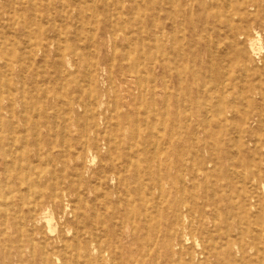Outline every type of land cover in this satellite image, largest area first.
Here are the masks:
<instances>
[{"label": "rangeland", "instance_id": "rangeland-1", "mask_svg": "<svg viewBox=\"0 0 264 264\" xmlns=\"http://www.w3.org/2000/svg\"><path fill=\"white\" fill-rule=\"evenodd\" d=\"M47 1L0 0V152L6 140H15L13 137L15 133L17 141L20 138L38 141L39 135L43 144H57L52 152L56 159L50 168L57 169L55 176H59L60 182L64 181L65 185H69L72 192L69 197L64 198V203L68 204L65 218L60 215V209L51 210L47 214L53 217L51 221L55 230L53 233L44 228L49 218L40 221L36 227L34 224L32 226L30 223H23L22 215L26 216L29 207L21 201V194L27 195L29 190L24 183L18 182V173L8 169V162L0 155V264H77V261L69 259L77 248L76 244L78 241H85L87 244L91 242L88 234L77 236L73 228L79 225L81 229L85 227L89 234L97 231L98 225L100 228L103 226L100 233L106 231L99 242L111 243L109 244L111 247L119 246L115 248L120 257L118 264H126L129 257H133L131 264L135 261L137 264H264V241L255 237L257 232L254 231L260 228L261 218H264V187L254 191L255 181L247 180L249 173L242 167L246 164L243 161L258 146L256 144L264 143V130L260 128L259 123L250 119L246 124L240 125L244 130L240 137L242 129L237 133L235 123L231 125L233 127L231 133L214 130L217 136L211 139L213 129L209 127L201 129L196 124L198 118L196 107L203 94L202 85L205 82L209 84L210 78L205 80L199 77L200 79L195 80L194 77L189 78L183 73L185 90H179L175 84V71H179L177 66L178 69L172 67L171 70L174 79L168 82L171 89L169 91L174 94L180 93L183 99H188L187 103H193L190 109L183 108L185 117L192 119L193 123L184 125L175 122V108L170 106L169 116L164 123L161 122L162 128L155 130L156 137L153 138L148 134L151 126L145 122V105L153 101L154 83L160 87L163 84L164 66L168 67L170 60L160 44L152 45V48V43L148 40L138 44L135 40L136 33L129 29L131 26L129 22L143 19L148 15L149 10H146V6L149 1L123 0L121 5L119 0ZM155 1L161 5L163 0ZM184 2L188 21L191 14L200 17L197 31L195 32L193 27L187 28L186 37L190 38L194 32L197 33L196 38L199 40L202 32L203 41L211 44L206 46L202 41V44L194 45L198 57L212 63L211 76L224 70L229 72L235 70L240 75L242 68L251 71L263 66L264 0H214L217 5L209 8L211 9L209 13L214 15L217 12L223 14V8L227 7L232 17L235 16L233 19L237 33L248 31L246 33L249 35L248 40L245 38L247 42L240 46L235 45L224 30L213 31L211 23L207 27L203 26L205 11H198L189 0ZM105 4L113 6L106 10ZM84 7L85 16L83 20L78 19ZM259 11H262V17L253 18ZM113 12L118 15L113 16ZM164 14L160 12L159 16L164 18ZM246 16L253 19L250 25L239 22V19ZM178 19L182 20L181 17ZM106 24L122 25L123 30L111 35L105 31ZM257 32L260 45L263 47L261 54L252 52L248 42L250 38L257 36ZM70 46L77 55L76 59L72 55H65L62 58L57 55L60 48ZM166 46L169 49L178 48L170 39L166 40ZM136 50L142 56L147 55L145 59L154 57L148 66L140 61L139 65L143 72L139 76L131 73ZM243 50L246 58L240 61L237 57ZM226 65L232 67L227 68ZM184 67L189 73L199 70L198 63L194 64L190 59L182 65V68ZM168 74L171 75L169 71ZM241 84H246V81ZM160 87L157 88L154 98L159 104L166 96L164 89ZM236 90L241 93L238 88ZM26 93L33 97L43 96L50 105L57 103L58 111L55 112L46 106L47 104L41 103L37 105L42 110L40 114L27 113L23 104ZM89 101L90 104H87ZM254 106H251L253 112ZM244 113L246 111L243 115ZM244 117L247 118L248 113ZM30 119L33 123L29 121ZM153 128L152 126V130ZM172 129L180 130V134L173 138L168 137ZM95 139H99L98 149L93 146ZM110 139H113L111 149ZM146 140L149 142L148 145L145 144ZM82 141L87 143L85 145L89 146V150L85 151L86 168L79 178L76 175L79 162L77 153L81 151ZM181 141L186 149L182 148L177 154L173 144ZM212 145L215 150H211ZM224 148L229 151V157L241 163L242 166L237 170L241 173V180L239 177L235 179L228 177V156L221 153ZM257 153L264 157V148H259ZM130 157L140 160L144 171L155 173L159 172L162 163L172 167L179 162L183 164L182 173H177L175 169L168 170L170 174L167 175L168 181L164 188L165 190L167 188L169 195L171 192L170 197L175 203L181 199L187 206L196 204L201 209L202 214L195 212L194 216L195 218L201 216L199 224L203 225L207 232L199 234L192 242L185 244V248L191 250L194 257L177 255L172 250L162 247L164 224L162 227L156 226L155 223L147 225L148 223L144 221L132 219L131 223L142 231L143 239L137 240L129 236L126 230L124 235L117 236L116 231L122 228L120 217L126 212L119 201L125 193L126 185L123 182L128 184V181L124 176L126 173L122 171L117 174L115 167L124 170ZM256 163L262 162L258 160ZM19 164L24 166L26 162L20 161ZM200 164L206 165V169L197 172L196 180H190L186 170L196 168ZM216 165L220 171H214ZM254 169L260 170V164L258 167L254 166ZM24 176L28 178L27 174ZM64 176H67L66 179ZM147 178L149 176L144 177L146 181ZM183 186L185 188L187 186L186 193L180 195L177 191ZM169 212L173 214L172 210ZM66 219L74 223L79 222V225H70ZM132 224L129 225L133 228ZM199 224L195 226L198 228ZM37 227L44 230L40 231ZM247 229L252 232L240 236V232ZM151 230L155 233H151ZM63 233L72 244L70 251L59 250L62 244L58 237ZM150 241H154L156 249L147 248ZM230 248L231 254L227 253V249ZM44 250L47 253L43 252ZM217 254L221 255V259L217 258ZM96 256L95 250L93 261L99 263ZM101 263L108 264V261Z\"/></svg>", "mask_w": 264, "mask_h": 264}, {"label": "bare ground", "instance_id": "bare-ground-1", "mask_svg": "<svg viewBox=\"0 0 264 264\" xmlns=\"http://www.w3.org/2000/svg\"><path fill=\"white\" fill-rule=\"evenodd\" d=\"M104 1L106 2V0ZM122 1L123 0H119L120 5ZM147 1H149V4L146 6V10H149L148 15L144 17L143 19H138V20L129 22L131 23V26L129 27V29L136 33L135 40L138 44L144 40H148L149 43H152L151 48H152V45L160 44L161 47L164 48L165 55L170 60L168 62V67L164 66V77L165 78H163L164 81H163V84L161 85L162 89H164L165 94H166L165 99L160 104L154 99L157 93V88L160 87L154 83V86L152 88V95L154 96L153 101L145 105V115H146L145 122L146 124L151 126L148 134L152 136L153 138L156 137V134H155L156 131L159 130V128H162L161 122L164 123L166 118L169 116L168 114H170L168 110V107L170 106L175 108V114H174L175 122H178L180 124L183 123L184 125L193 123L192 119L186 118L183 112V108L190 109L193 103H187L188 99L187 98L183 99L180 93L174 94V92L169 91L171 89H170V86L168 85V82H171L174 79L171 74L172 67H174V69L175 68L178 69L179 67V71L175 69L176 70L175 71V78H176L175 84L177 87H179V90L181 89L185 90L183 87V81H184L183 73L189 78L194 77L195 80L196 78L198 79L199 77L205 80L210 78L209 84L205 82L202 85L203 94L200 98V101L197 103V107H196L197 114H198V118H196V124L201 129H205L207 127L212 128L214 133L210 134L211 139L214 138V136H217L214 130L222 131L221 133L224 132L226 134L231 133L233 131V127L231 125L235 123L237 124L236 132L239 133L240 129H242L240 125L246 124L250 119H254L257 123H259L260 128H263L264 130V64L263 66H259L256 69H253V70L251 69V71L247 70L246 68H242V73L240 75H238L237 71L235 70L230 71V72L229 70L228 71L224 70V72L218 71V73L216 72V75L213 74L211 76L210 74H212V69H213L212 63H210V61H205L203 59H200L198 55L196 54V48L194 46V45L202 44L203 42L206 46H210L211 44L207 43L206 41H203V38H201L202 32H200L199 40L196 38L197 33H194V32L191 33L192 35L190 38L186 37L187 28L193 27L194 31L195 32L197 31L196 29H198L200 25V22H199L200 17L198 16L196 17L194 16V14H191L189 17V21L187 20L186 17L188 16V14L185 8L186 1L184 2V0H163L161 5L155 0H147ZM189 1L194 3V6L197 8L198 11L200 10H203V12L205 11L206 16H205V21L203 23V26L207 27L211 23L212 24L211 29L213 31L215 29L219 31L224 30L225 33H228L230 35L229 37L232 39L233 43L237 46H240L241 44L244 45L245 42H247L245 41V38L246 40H248L249 35L246 34L248 31L247 30L245 32L239 31V33H237L236 25L234 24L235 19H233L235 16L232 17V14L231 12L229 13V10L227 7L223 6L224 7L222 11L223 14L217 12V14L211 15V13H209L211 9L209 8H212L213 5H217L216 2H214V0H210L209 3L207 2V0H189ZM47 2H49V0ZM108 4H105L104 9L108 10V8L113 6V5H108ZM83 9L84 10H82L81 13L78 15V19L80 18L81 20H83L85 16V7ZM236 11L237 10H235V12ZM120 12L122 11H119V13ZM160 12L165 13L164 18H161L159 16ZM117 15L118 13L113 14V16H117ZM178 17H181L182 20H179ZM259 17L260 18L262 17V11H259L253 18H259ZM252 20L249 19L248 16H246L244 18L239 19V22L242 24L245 23L246 25H250ZM190 24H192L193 26ZM206 27H202V29H206ZM226 27H228L229 29H227ZM121 30H123L122 25L106 24L105 31L106 33H109L111 35H114L116 31H121ZM256 34L257 36L250 38L248 42H250V46H251L250 48L252 52H254L255 54H261L263 47L260 45L259 33L257 32ZM168 39L171 40V43L174 46H178V48L172 47L169 49L167 47L168 45L166 46V40ZM175 52H177V54H175ZM134 53H136V56H135L134 63L131 65V69H132L131 73H134L139 76V74L143 72V68L140 67L139 65L140 61L141 62L143 61L144 65L148 66L150 63H152L154 57L152 56L153 58L149 57V59H145L147 55L142 56L141 54L138 53L137 50ZM57 55L61 58L65 55H72L74 59L77 58V55H75V51L73 47L71 46L65 47L64 49L60 48L57 51ZM237 58L240 61H244V59L246 58V53L244 52V50L238 55ZM187 59H190L194 64L198 63L199 70L197 69L196 71H192L189 73L188 71H186L185 67L182 68V65H185V62ZM226 66L227 68L232 67L230 65H226ZM168 71L171 75L168 74ZM156 78L154 80H156ZM243 81H246V84L242 85L241 83ZM236 88L240 90L241 95L236 90ZM80 98L81 97H79V99ZM44 100L46 99L43 96L33 97L28 93L24 94L23 104H24L25 111L30 114H33L36 112L40 114L42 110L41 108H38L40 106H37V105L41 103L47 104V100L46 101ZM87 104H90V101ZM46 106H49V108H51L55 112L58 111L57 103H51V105L47 104ZM251 106H254L255 112L251 111L253 109V107ZM68 107H71V105H68ZM245 111L246 113H244V115L248 113L247 118L244 117L243 115V112ZM159 119H160V122H159ZM29 121H32V119H30ZM95 124L96 122L94 120L93 125ZM152 126L154 127L153 130H152ZM138 132L140 131H137V133ZM243 132L244 130L242 129L239 137L244 134ZM84 134H85V129H84ZM178 134H180V130L175 131L174 129H172V131L168 134V137L173 138V136L178 135ZM16 136L17 134L15 133L13 135V137H15L14 141L6 140L7 142L3 144L4 147L1 150L0 155H2L3 158L8 162L7 168L13 169L14 171L18 173V177H17L18 182L20 184L24 183L27 186V189L29 190L27 195L21 194V201L24 204L28 205L29 207V211L26 214V216L22 215L23 216L22 221L25 224L30 223L32 224V226L34 224V226L36 227L37 225H39L40 221H43L49 218L46 221L47 224L44 228H48V230L53 233L55 231L51 223L53 217L51 218L52 215L49 216L47 214L51 210L55 211L56 209H60L61 211L60 215H63L62 217L65 218L67 216L68 204L64 203V200H65L64 198L69 197L72 192V188L69 185H65L63 183L64 181L60 182V180L58 179L59 176H55V171L57 172V169L50 168L56 159V157L53 155L52 152H53L54 147L57 144L51 143L49 145H45L41 142L42 140L39 135H37L38 137H40V138L37 137L38 141H31L26 138H20V140L17 141ZM29 136H30V133H29ZM113 139L109 140L110 141L109 149H111ZM118 140L116 139V141ZM81 143H82L80 145L81 151L77 153L78 154L77 158L79 162L77 164L78 170H76V175L79 178L82 176V173L85 171V168H86L87 156H85V151L87 152V150H89V146L85 145L86 142L82 141ZM148 143H149L148 140H146L145 144L148 145ZM182 144H183V141H181L180 143L173 144V148H175L177 154L180 153L182 148L183 150L186 149L185 146ZM256 145L258 146L252 151V154L249 155L248 158L243 161L246 163L244 164V166L240 165L241 163L239 161H236L234 158L229 157L228 156L229 151L227 149L224 148L223 151L221 152L225 154L226 156H228L227 158L228 177L230 178L234 177V179L235 177H239L240 179L241 173L240 171H237V170H238V167L242 166L243 168L247 169V172L249 173L247 174V180L255 181L254 187H253L254 191H256L257 188L261 189L264 187V157L261 156L259 153H257V151H259V148H264V143L261 142L259 144L257 143ZM93 146L95 147V149L99 148L100 146L99 139H95V143ZM151 146L153 147V145ZM70 147H72V144L70 145ZM152 147H151V150H152ZM211 150H215L213 145L211 146ZM60 151H62L61 146H60ZM132 153H135V151ZM155 154L157 153L155 152ZM192 159L193 158H191V160ZM258 160H261L262 163H256L258 162ZM20 161L26 162V164L22 166V164L21 165L19 164ZM152 162L153 161H151V164ZM259 164H260V170H255L254 166L258 167ZM162 166L159 172H156V173L154 171H147V170L144 171L142 169L143 167H141L140 160H135L133 157H130L128 164L124 166L125 168L124 170H119L117 167H115L117 169L116 171L117 174L121 173L122 171L126 173V175L124 176L126 177L128 181V184L127 182H123V184L126 185L125 193L123 195V198L119 201V204L121 202V205L124 206L126 212L123 214V216L120 217L122 228L116 231V234L117 236L121 237L122 235H124L125 230H126L129 236H132L133 238L137 240L143 239V237H141L142 231L136 228L134 224H132L133 223L132 219L135 221L137 220L144 221L146 224L148 223L147 225H151V223H155L156 226L162 227L164 224L163 231L161 230L163 232V237H164V240L161 242L162 247L167 250H172L177 255L183 254V255H188L190 257H194V254L191 252V250L185 248V244L186 242H192L195 237H198L199 234H203L204 232H207V229H205L203 225L200 226L199 224L201 222V218H200L201 216L198 218H195L194 216L195 212L202 214L201 209L197 207L196 204L187 206L185 204L186 202H183V200L181 199L175 203L173 199H171L170 197L171 192L169 195L167 188L166 190L164 188V185H166L168 181L167 175L170 174L168 170L175 169L177 173H182L183 164L179 162V164H176L174 167H172V165H169L167 163H162ZM205 167L206 165L204 166L200 164L199 166H196V168L192 167V168L187 169L186 171H188L189 173L190 180H196V178H198L197 172L198 171L201 172V170L204 171L206 169ZM214 171H220L218 165H216ZM21 174L23 176H21ZM25 174L28 175V178L24 176ZM145 176H149V178H147V181L144 179ZM171 180H173V178ZM186 188L185 186H183V188H179L177 193H180V195L183 193L185 194ZM258 198L259 200H261L260 197ZM13 199L14 198H12V200ZM171 210L173 214H170L169 211ZM107 217L108 216H106V218ZM79 218L80 216L78 217V219ZM66 220L70 222V225H73V226L79 225V222L74 223V221L72 220H68V219ZM129 224L130 225L132 224L133 228ZM198 224H199V227L197 228V226L195 225H198ZM102 227L100 228V226L98 225L96 227L97 231H94L91 234H89L88 230H85V227L81 229L80 225L76 228L75 227L73 228V230L75 229V231L77 232V236H81L82 234L83 235L88 234L89 240L91 242L87 244L85 243V241H78V243L76 244L77 248H75L74 254L71 257H69L70 261L75 260L78 262L77 264H95V263L103 264L101 262H105V260H107L108 264H118L120 257L117 254V251L115 250V248H119V246L116 245L114 247H111L109 245L111 243L102 242L103 244H107V246H105L99 242L102 234L106 231L104 230L103 233H100V231L102 230ZM37 229L40 231L44 230L43 228H38V227ZM254 231L257 232L255 237H258L259 239L264 241V218H261L260 228ZM152 232L155 233L154 230H151V233ZM251 232L252 231L249 229L242 230L240 232V236H244L245 234L251 233ZM74 235H76V233ZM77 236L75 237L76 239H77ZM58 239H59V242L62 244L59 248L60 252L70 251L69 249L71 248L72 244L69 241V239H67L66 235H64V233L60 234ZM151 239H154V238H151ZM150 242L151 243L147 245V248L151 250L153 248L156 249V245L154 244V241L153 242L150 241ZM208 242H210V240H208ZM45 250L43 252H46L48 249L46 251ZM95 250L97 251L96 257H98V260L100 261L99 263L93 261ZM231 251H232L231 248L227 249V253L231 254ZM217 256H218L217 257L218 259H221L220 254L219 255L217 254ZM132 262H133V257L131 258L129 257L126 264H131Z\"/></svg>", "mask_w": 264, "mask_h": 264}]
</instances>
